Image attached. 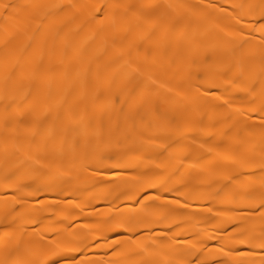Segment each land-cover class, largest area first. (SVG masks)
I'll use <instances>...</instances> for the list:
<instances>
[{
    "label": "bare ground",
    "instance_id": "bare-ground-1",
    "mask_svg": "<svg viewBox=\"0 0 264 264\" xmlns=\"http://www.w3.org/2000/svg\"><path fill=\"white\" fill-rule=\"evenodd\" d=\"M0 264H264V0H0Z\"/></svg>",
    "mask_w": 264,
    "mask_h": 264
}]
</instances>
